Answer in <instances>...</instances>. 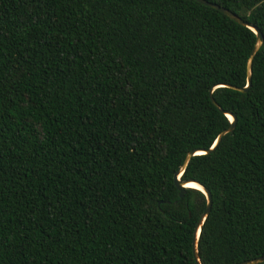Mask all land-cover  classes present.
<instances>
[{
    "label": "trees",
    "instance_id": "16d2710c",
    "mask_svg": "<svg viewBox=\"0 0 264 264\" xmlns=\"http://www.w3.org/2000/svg\"><path fill=\"white\" fill-rule=\"evenodd\" d=\"M205 1L244 93L194 0H0V264H195L226 112L197 257H264V0Z\"/></svg>",
    "mask_w": 264,
    "mask_h": 264
},
{
    "label": "water",
    "instance_id": "95a60500",
    "mask_svg": "<svg viewBox=\"0 0 264 264\" xmlns=\"http://www.w3.org/2000/svg\"><path fill=\"white\" fill-rule=\"evenodd\" d=\"M195 2L206 6L208 8L214 9L216 11H218L219 13H221L223 16L227 17L229 20L233 21L234 23L244 26L246 28H248L254 35H255V44L249 54V57L247 59L246 62V86L242 89H237V88H233L230 87L231 89L240 92V93H244L246 92V90L248 89L249 85H250V67H251V61H252V57L254 55V53L257 51V49L260 47V45L263 42V38L261 33L254 28L253 26L245 23L244 21H242L240 18H238L237 16L233 15L232 13H230L229 11L220 8L219 6L215 5V4H211L206 2L205 0H194ZM222 87V86H219ZM226 87V86H223ZM212 92V89L209 91V100L210 102L218 109V107L216 106V104L214 103L213 99L211 98L210 94ZM219 110V109H218ZM220 111V110H219ZM222 112V111H220ZM225 115V117L229 120L230 125L224 130L222 131L216 138V140L214 141L213 145L208 149V150H198V151H191L189 153L186 154L182 165L177 169V171L174 173L173 177H172V181H173V185L177 191V197L178 199H182L183 194H184V189L188 188L185 185H187L188 183H192L195 184L196 186H198L200 189H198L197 191H199L205 198V207L203 212L201 213V215L199 216V218L197 219L195 228L193 230V234H192V240H191V252H192V257L194 259L195 264H199V260L197 257V251H196V244H197V238H198V234L200 231V226L202 225L205 217L207 216L208 212H209V208H210V195L209 192L203 188L202 186H200L199 184L192 182V181H180L179 177L184 169V167L186 166L188 160L194 156V155H199V154H207L209 152H211L214 147L216 146V144L219 142L220 138L226 134V133H230L234 127V117L232 115H230L229 113H223ZM193 189V188H191ZM196 190V189H194ZM264 261V257H259V258H255L252 260H248V261H244V262H240L237 264H258Z\"/></svg>",
    "mask_w": 264,
    "mask_h": 264
},
{
    "label": "bare ground",
    "instance_id": "6f19581e",
    "mask_svg": "<svg viewBox=\"0 0 264 264\" xmlns=\"http://www.w3.org/2000/svg\"><path fill=\"white\" fill-rule=\"evenodd\" d=\"M185 186L188 187V188L196 189V190L200 189L198 186H196L195 184H192V183H188V184L185 185Z\"/></svg>",
    "mask_w": 264,
    "mask_h": 264
}]
</instances>
